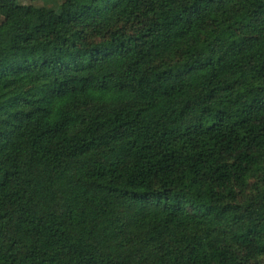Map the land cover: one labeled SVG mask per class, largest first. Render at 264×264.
Instances as JSON below:
<instances>
[{
    "label": "trees",
    "instance_id": "trees-1",
    "mask_svg": "<svg viewBox=\"0 0 264 264\" xmlns=\"http://www.w3.org/2000/svg\"><path fill=\"white\" fill-rule=\"evenodd\" d=\"M33 2L0 0V264H264V0Z\"/></svg>",
    "mask_w": 264,
    "mask_h": 264
},
{
    "label": "rangeland",
    "instance_id": "rangeland-1",
    "mask_svg": "<svg viewBox=\"0 0 264 264\" xmlns=\"http://www.w3.org/2000/svg\"><path fill=\"white\" fill-rule=\"evenodd\" d=\"M19 2L21 4L24 5H29V4H36L35 2H33V0H19ZM38 5V4H37ZM12 188H14V186H11ZM26 211H22L17 213L16 215V219H15V225L21 229L24 230H30L32 231L34 234L38 235L40 234V232L42 231V226H39L38 224L33 223L32 221H26Z\"/></svg>",
    "mask_w": 264,
    "mask_h": 264
}]
</instances>
